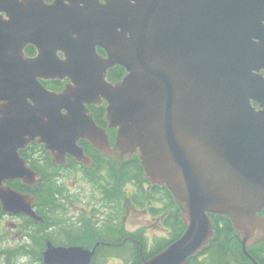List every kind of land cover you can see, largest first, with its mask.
Returning <instances> with one entry per match:
<instances>
[{"label": "water", "instance_id": "95a60500", "mask_svg": "<svg viewBox=\"0 0 264 264\" xmlns=\"http://www.w3.org/2000/svg\"><path fill=\"white\" fill-rule=\"evenodd\" d=\"M114 66L125 73L111 82ZM54 79L68 82L42 83ZM103 100L112 145L87 107ZM0 101L4 212L42 221L32 194L2 184L36 183L20 149L35 141L53 162H87L84 140L119 159L136 153L181 208L184 232L139 264H184L214 237L212 215L231 220L256 263L247 246L264 233V0H0ZM95 250L47 242L42 260L90 264Z\"/></svg>", "mask_w": 264, "mask_h": 264}, {"label": "trees", "instance_id": "16d2710c", "mask_svg": "<svg viewBox=\"0 0 264 264\" xmlns=\"http://www.w3.org/2000/svg\"><path fill=\"white\" fill-rule=\"evenodd\" d=\"M26 51L33 53L34 47L27 46ZM123 73V68L114 66L109 70L108 78L110 80H118ZM44 83L53 90H60L63 85V82L58 79L44 81ZM93 114L95 122L106 123L101 110ZM32 149L36 153L34 159L29 156ZM21 155L29 166L37 171L39 179L36 187H30L18 182L15 183V186L18 190L24 192H34L39 200L42 199V211L40 213L44 218V223L22 216L20 228L22 231L26 230L25 233H28L27 238L33 236L35 243L31 244L29 243L30 241L21 240L13 249H0V258H3L0 260V264H15L17 259L23 258H31L34 263L43 264L41 251L44 246L40 243V239L42 240L44 236H48L54 244L80 243L87 248H90V245L94 242H101L97 246L90 264H95L96 260L101 256H123L128 260V264H139L141 256L147 258L161 251L177 239L185 229V224L179 217L178 206L164 186L151 184L147 194H142L146 193L147 189L141 183L144 178L143 169L136 154L130 156L128 158L129 161L121 163L115 172L109 166V162L105 161L106 158H109L108 156L103 155L98 150H91V156L96 162L98 170L91 171L88 174L85 172V174L88 179L101 187L102 192L105 193L102 195L106 202L110 200L109 197H112L113 201L116 198V205L120 207L119 202L122 199H126L131 205L147 207L150 214L159 217L160 226L164 227L167 232L164 237L154 240L151 248H147L145 240L142 241V246L135 243L136 235L130 238L132 241L123 242L125 244H117L124 239L125 232L122 229L119 230L116 222H113V218L101 222L100 227L96 225L93 219L80 222L79 225L68 223L63 211L65 205L61 201L60 195L55 191H60V187L58 188L54 178L61 173L60 171L63 168L51 162L49 153L41 144L33 143L22 151ZM106 175H111V180H113V177L114 180L109 182L104 179ZM124 181L137 183V189L135 190L137 194H116L119 185ZM211 217L214 224V237L210 240L208 246H205L195 255H207L206 264H254L242 251L240 242L235 236L236 232L231 220L226 216L220 215H212ZM48 225L53 226L55 235H52V231H44L43 228ZM29 227L34 230L30 232ZM247 251L256 260V264H264V241L253 244L248 247Z\"/></svg>", "mask_w": 264, "mask_h": 264}, {"label": "flooded vegetation", "instance_id": "af4514ba", "mask_svg": "<svg viewBox=\"0 0 264 264\" xmlns=\"http://www.w3.org/2000/svg\"><path fill=\"white\" fill-rule=\"evenodd\" d=\"M27 46H32V45H27ZM27 46L24 49L25 54L28 56L35 55V53H36L35 48H34L33 53H29L26 51ZM99 52L102 55H105L104 51L100 50ZM109 70L107 71V79L111 82L116 81L115 79L110 80L108 78ZM44 81H48V80H42V83L45 85V87H47L46 84L44 83ZM62 82H63V85L60 88V90L63 89L65 83L68 82V79H64V80H62ZM1 103H2V101H0V104ZM105 106H106V102L104 100L97 102L95 104L87 105L89 112L92 114L93 119H94V116H93L94 112H99V110H101V112H103V117H104V120L106 121V123L105 122L104 123H102V122L97 123L96 122V124L106 128V132L109 134L111 144H113L115 134H116V130L110 129L107 127L108 122L106 120V115H105V113H106ZM33 143H36V142L32 141L24 149H20L18 151L19 154L21 155V152L24 151L25 149H27V147L31 146ZM78 143L83 146L85 154L90 157V159L87 162H84L82 160H77L70 155H67V157L65 158V160L62 164L53 162L52 159H50L53 164L60 166L61 168H63L62 171H64V174L62 173V171H60L61 173L59 175L55 176L54 180H55V183L58 186V188L60 187V191L59 190L58 191L55 190V191L60 195V199L63 202V204L65 205L63 208V211L65 213V219L67 220L68 223L78 224V225L80 222L82 223L83 221H87L88 219H93V221H95L96 225L98 227H100L101 222H105L109 218H113V222H116L119 230L122 229L125 232L124 239L120 240V242H118L117 244H121V243L125 244L128 241H132V239H130V238H133V235H136L135 243L142 246L143 240H145L147 242L145 226L139 225V227L136 228L135 230L127 228V225L125 223V217L126 216L121 219V213L120 212L122 211L123 208L117 207L116 198L113 201L112 197H109L110 200L106 202L104 200V196L102 195L105 193L102 192L101 187L96 185L94 183V181H91L90 179H88V176L85 174V172H87V174H88L91 171L98 170L96 162L94 161V159L91 156V150H98V149L92 147L87 141H84V140H80ZM29 156L31 159H34L36 157V153L34 152L33 149H32V151H30ZM105 156L109 157V158H106L105 161L109 162V166H111L115 172H116V169L119 168V165H121V163L129 161V159L126 156L123 159H119L115 155H110V154H107ZM28 166H29V164H28ZM103 170L105 171V169H103ZM111 177H112L111 175H106V176H104V179H107L110 182V181L114 180V177H113V180H111ZM77 179H79V180H77ZM70 180H73L75 183H78V184L77 185L76 184L67 185L66 182H68ZM17 182L21 183L20 179L4 181L2 184L8 185L13 189L18 190L15 186V183H17ZM80 183L82 185H79ZM85 183H87V184L84 185ZM141 183L147 189L146 193L144 192L142 194H147L148 188L152 183H150L145 177L143 178V181ZM36 184L37 183H35L34 185H30V187H36ZM136 184L137 183H134L132 181H124L119 185V189L116 191V194H137L135 191L137 189ZM78 188H79V190H78ZM80 188H82V190H80ZM85 188H86V190H85ZM19 191H21V190H19ZM27 193L32 194L34 196V201H33L32 206H33L34 210L36 211V213L42 217V221H36V222L44 223V218L40 213L42 211V202H39L36 200V198H35L36 193H34V192H27ZM80 194H91L93 196L97 195V198H94V197H92V199L88 198V201H87L85 198L81 197ZM109 194H112V193H109ZM140 209L141 210L146 209L149 212L148 208L138 207L135 205H131L129 203L124 208V211L126 214H129L131 210L132 211L133 210L139 211ZM178 209H179V217L181 218V208L178 207ZM84 214L87 217L85 219H81V218H83L81 215H84ZM22 216H26V215H23L20 213L11 214V213L4 212L3 207H2V201L0 199V224L2 221L3 222L5 221L4 219H6V218L10 219V220H7L5 222V225H4V226H7V234H11L12 238H16L18 241L17 244H19L21 242V240H25L26 242L30 241L29 243L33 244V243H35L34 242L35 238L33 236L27 238L26 236L28 235V233H25L26 230L22 231L20 228V223L22 222ZM159 220H160L159 217L154 216V219H153V221H151V223L157 224L159 226L160 230L163 231L162 235L159 237H164L166 235L167 231L164 227L160 226L161 224L159 223ZM43 229L45 232L52 231L51 232V233H53L52 235H55V232L53 230L54 229L53 226L48 225ZM33 230L34 229L29 227L30 232H32ZM4 234H5L4 231L0 232V238H1L0 239V241H1L0 247H3ZM235 236L237 237L236 234H235ZM159 237H157V238H159ZM157 238H155L154 240H156ZM47 242H50L52 245H63V244H54L49 239L48 236H44L42 240L40 239V243H42L44 247L47 244ZM123 242H125V243H123ZM100 243L101 242H94L90 245V248H92L95 245L97 248V246H99ZM70 245H82L83 246V244H80V243L65 244V246H70ZM201 250H199L198 252H200ZM140 255H141V253H140ZM194 255L190 256L184 264H206L205 261L208 259L207 255H202V256H196V255L194 256ZM41 256H42V251H41ZM143 259H144V257L141 256L140 260L142 261ZM42 263H43V260H42Z\"/></svg>", "mask_w": 264, "mask_h": 264}, {"label": "rangeland", "instance_id": "374dc122", "mask_svg": "<svg viewBox=\"0 0 264 264\" xmlns=\"http://www.w3.org/2000/svg\"><path fill=\"white\" fill-rule=\"evenodd\" d=\"M62 173L64 174V171H62ZM79 180V179H77ZM67 185H74V184H78L75 183L73 180H70L68 182H66ZM87 183H85L84 185H86ZM79 185H82L81 183ZM83 185V186H84ZM79 190V188H78ZM80 190H82V188H80ZM86 190V188H85ZM81 197L85 198L88 201L89 199H92V197L97 198V195L93 196L91 194H80ZM37 201L42 202V199L39 200V198L35 197ZM119 205L122 209L121 213V219L123 217H125V223L127 225V228L129 229H136L139 227V225H144L145 229H146V244H147V248H151L154 239L161 236L163 231L160 230L159 226L157 224H152L151 221H153L154 216H152L146 209L143 210H139V211H135V210H131L129 214H126L124 211V208L128 205V202L125 199H122L119 202ZM147 208V207H145ZM83 218L81 219H85L87 216L81 215ZM5 221L1 222L0 224V232L4 231V242H3V247H0V249L2 248H7V249H13L16 247L17 245V239L16 238H12L11 234H7V226L5 225V222L7 220H10L8 218L4 219ZM13 221V220H12ZM4 227V228H3ZM13 233V232H12ZM252 235L249 237L248 240V246H250L253 242H255L258 238L262 237L264 235V233H262V231L260 229H258L257 231H253L251 233ZM239 240L241 238V234L238 235ZM1 239V238H0ZM241 241V240H240ZM1 243V241H0ZM3 259L2 257L0 258V260ZM33 259L31 258H23V259H17L15 264H37L34 263L32 261ZM95 264H128V260H126V258H124L123 256H109V257H104L101 256L99 257Z\"/></svg>", "mask_w": 264, "mask_h": 264}]
</instances>
